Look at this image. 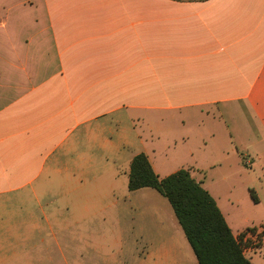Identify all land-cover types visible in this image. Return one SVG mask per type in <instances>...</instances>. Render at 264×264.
<instances>
[{"label": "crops", "instance_id": "obj_1", "mask_svg": "<svg viewBox=\"0 0 264 264\" xmlns=\"http://www.w3.org/2000/svg\"><path fill=\"white\" fill-rule=\"evenodd\" d=\"M262 120L264 0H0V264L49 232L63 254L53 226L94 216L83 204L128 184L135 154L207 185L209 141ZM144 232L138 264H194L184 233Z\"/></svg>", "mask_w": 264, "mask_h": 264}, {"label": "rangeland", "instance_id": "obj_2", "mask_svg": "<svg viewBox=\"0 0 264 264\" xmlns=\"http://www.w3.org/2000/svg\"><path fill=\"white\" fill-rule=\"evenodd\" d=\"M142 130L148 138L147 129L144 127ZM248 136L244 139L218 136L219 138L209 141L216 145H211L207 150V160L220 164L216 167L217 170L207 172L218 176L217 180L201 186L215 200L233 235H238V232L247 227H256L255 233L247 232L241 243L250 264H264V230L261 227L264 223V160L256 161L259 154L263 152L264 155V120L254 122L253 130L248 132ZM255 142L256 145H253ZM179 147L175 151L179 155L177 161H183L184 154H179ZM197 156L199 158L200 155ZM248 161H252L251 164ZM197 167L199 168L198 165ZM182 168H186V165ZM221 169L222 172L219 171ZM221 176L226 179H218ZM92 188L94 187H89ZM95 188L97 195L92 201L83 204L88 206V213L94 211V216L75 222L73 215L81 214L82 209L65 210L61 231L53 226L54 235L62 243L63 254L56 251L55 239L49 232L43 249L36 236L31 239V244L36 245L33 248H24L19 240L14 264H138L141 258L139 254L144 252L138 233L141 228L145 235L151 234L155 238H159L164 229L168 228L171 232L175 229L179 231L178 234L183 235L170 203L156 189L150 188L155 193L153 198L145 194L146 189L131 197L126 180L117 186ZM248 188L256 191L257 201L252 198ZM75 226H79L80 230H72ZM119 234L125 238L123 244L119 243ZM186 246L196 264L187 241ZM184 252L183 249L180 250L179 256L183 257Z\"/></svg>", "mask_w": 264, "mask_h": 264}, {"label": "trees", "instance_id": "obj_3", "mask_svg": "<svg viewBox=\"0 0 264 264\" xmlns=\"http://www.w3.org/2000/svg\"><path fill=\"white\" fill-rule=\"evenodd\" d=\"M127 187L129 191L151 187L168 200L196 264H250L241 240L247 232L255 233L256 227L233 235L215 200L194 179L189 168H179L160 178L147 156L140 152L130 161ZM251 196L257 201L252 191ZM261 227L263 231L264 224Z\"/></svg>", "mask_w": 264, "mask_h": 264}]
</instances>
